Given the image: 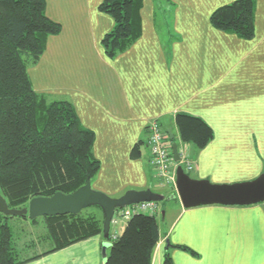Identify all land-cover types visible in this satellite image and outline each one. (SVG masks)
<instances>
[{"label":"crops","instance_id":"obj_1","mask_svg":"<svg viewBox=\"0 0 264 264\" xmlns=\"http://www.w3.org/2000/svg\"><path fill=\"white\" fill-rule=\"evenodd\" d=\"M102 1L45 0L46 16L61 31L28 68L36 93L70 102L81 125L93 132L92 152L100 163L94 189L119 198L130 190L165 188L150 164L147 127L154 120L171 131L182 161L192 165V179L230 184L245 181L241 175H261L258 162L246 167L214 155L252 153L250 137L264 135V0H256L248 40L210 22L216 9L236 0H164V15L161 1L143 0L139 37L112 58L101 45L113 28L112 18L98 10ZM178 114L210 127L213 138L204 149L181 143ZM173 204L160 213L165 225L158 227L151 264H164L166 255L174 264H264V203ZM104 243L97 235L25 264H102Z\"/></svg>","mask_w":264,"mask_h":264},{"label":"trees","instance_id":"obj_2","mask_svg":"<svg viewBox=\"0 0 264 264\" xmlns=\"http://www.w3.org/2000/svg\"><path fill=\"white\" fill-rule=\"evenodd\" d=\"M142 2L103 0L98 6L113 20L112 30L101 41L108 57L121 53L139 37ZM255 6L256 0H236L216 9L210 22L222 32L251 39ZM45 8V0H0V195L10 209H22L34 198L71 194L87 179L91 183L100 170L92 152L94 134L81 125L72 104L36 93L30 82L28 68L40 60L47 39L61 31L46 16ZM175 125L181 143L197 150L213 138L210 127L198 118L178 114ZM167 139L174 142V138ZM98 211L100 215L81 211L42 217L43 241L50 247L28 258L21 257L26 249L34 248L35 239L26 234L19 248L21 236L14 237L10 225L14 217L0 213V264H25L102 235L103 214ZM155 214L159 212L134 213L114 239L110 231L104 264H151L159 241ZM37 220L29 221L34 227ZM164 264H172L168 255Z\"/></svg>","mask_w":264,"mask_h":264},{"label":"water","instance_id":"obj_3","mask_svg":"<svg viewBox=\"0 0 264 264\" xmlns=\"http://www.w3.org/2000/svg\"><path fill=\"white\" fill-rule=\"evenodd\" d=\"M173 140L170 130L166 131ZM171 154L174 162L180 157L177 145L171 144ZM178 199L184 209L201 206H251L264 203V173L257 178L232 184H214L208 180L192 179L178 165L175 171V194L169 196L146 189L130 190L119 198H111L102 192L95 191L87 179L85 185L75 192L64 195L56 193L51 197L31 199L22 209H10L5 199L0 195V213L7 217H21L35 220L42 217L62 215H77L84 209L97 207L103 214L102 238L105 243L101 247L102 264L106 261V251L111 246L109 242L110 223L116 210L131 207L141 203H159L164 200ZM164 216V211L161 212Z\"/></svg>","mask_w":264,"mask_h":264},{"label":"rangeland","instance_id":"obj_4","mask_svg":"<svg viewBox=\"0 0 264 264\" xmlns=\"http://www.w3.org/2000/svg\"><path fill=\"white\" fill-rule=\"evenodd\" d=\"M157 1H161L160 5L158 6V11H160L162 13V15H164L165 11H163V8H162V5H164V2H163L164 0H157ZM167 14H169V13L167 12ZM167 126H168V124H167ZM160 127H161V125H160ZM161 129H162V127H161ZM162 130L166 131V129L164 127ZM250 140H251L250 143L255 147V148L253 147L254 150H256L252 153H250V152L249 153H240V152H238V153H215V155H214V152H211L210 154L214 155V156H216V154H217L220 158L225 159L227 161H231V159H236V160H234V164H242L243 163L244 166H246V167L249 165L250 166L254 165L256 162H258L257 166L259 167V171H261L263 174L264 173V150H263L264 146L262 145V143L264 144V135H262V136H258V135L257 136L256 135L251 136ZM259 147H262V148H259ZM243 155L246 157H250L249 160L246 159V161H244L243 159L245 157ZM222 163H227V162L225 161ZM185 172H187V174L191 173L190 171H187V170H185ZM153 173H154V171H153ZM246 175H241V178H245L246 180L245 181H239V182L251 181V180L257 178V176L255 177L254 175H251V174H249L248 176H246ZM93 181L94 180H91V187L93 190H95ZM236 183H238V182H236ZM230 184H232V183H230ZM152 190L157 192V193L158 192L162 193L163 195H165L166 198H168L170 195H173V193L171 191H168L167 187L166 188L153 187ZM175 200L176 199L169 200V201L164 200V201L157 203L159 214H155V218H156L158 227L161 228V226L164 227V225H165V223H163L161 220L160 213L163 211L167 212L168 206L172 207L174 205L173 203ZM85 211H88V213L95 212L98 215H100L98 208H96V207H90V208L84 209L83 212H85ZM37 219H38L37 223L34 227L32 226V223L29 220H25L23 218H18V217H14V218L10 219V225L13 226V230H14V237L15 236H17V237L21 236L20 241H19V245H18L19 248H22L24 246L23 242L26 239L25 238L26 234L31 233V237L33 239H35L34 242L36 243V245L34 246V248H30V250L26 249L21 258H23V257L28 258L29 256H34L36 254L42 253V251H46L50 247V244L48 242L43 241V235L44 234L41 231L42 230L41 228L43 226V220L41 218H37ZM167 223H166V225H167ZM41 234H42V236H41ZM27 238H29V237H27ZM167 245L169 246L170 244L168 243ZM176 248H178V247H176ZM182 248H184V249L179 248L182 252H185L189 255L193 254L192 251H190L189 249H187L185 247H182ZM168 256L170 257V255H168ZM170 261L172 264H174L172 256L170 257Z\"/></svg>","mask_w":264,"mask_h":264},{"label":"built area","instance_id":"obj_5","mask_svg":"<svg viewBox=\"0 0 264 264\" xmlns=\"http://www.w3.org/2000/svg\"><path fill=\"white\" fill-rule=\"evenodd\" d=\"M147 132V145L150 150V164L154 171L156 183H158L160 187H169L175 191V171L177 166L181 165L184 171H190L192 165L189 161H182L179 152L180 161L178 163L174 162L171 154V144L167 139L166 133L161 129L158 121H151L148 124ZM157 212H159L158 205L154 202L141 203L129 208L127 207L116 210L110 223L111 238L114 239L117 236L122 224H125L134 213L154 214Z\"/></svg>","mask_w":264,"mask_h":264}]
</instances>
